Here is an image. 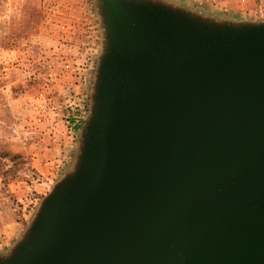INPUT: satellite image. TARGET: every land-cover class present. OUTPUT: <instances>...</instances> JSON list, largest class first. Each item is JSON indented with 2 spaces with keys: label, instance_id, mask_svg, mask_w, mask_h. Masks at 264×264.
<instances>
[{
  "label": "water",
  "instance_id": "1",
  "mask_svg": "<svg viewBox=\"0 0 264 264\" xmlns=\"http://www.w3.org/2000/svg\"><path fill=\"white\" fill-rule=\"evenodd\" d=\"M98 8L74 166L0 264H264V21Z\"/></svg>",
  "mask_w": 264,
  "mask_h": 264
},
{
  "label": "rangeland",
  "instance_id": "2",
  "mask_svg": "<svg viewBox=\"0 0 264 264\" xmlns=\"http://www.w3.org/2000/svg\"><path fill=\"white\" fill-rule=\"evenodd\" d=\"M264 21V0H163ZM104 28L98 0H0V255L75 163Z\"/></svg>",
  "mask_w": 264,
  "mask_h": 264
}]
</instances>
